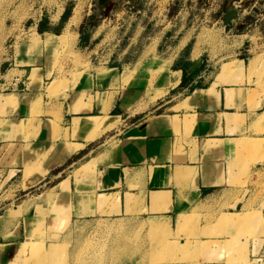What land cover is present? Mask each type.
<instances>
[{"label":"crops","instance_id":"obj_1","mask_svg":"<svg viewBox=\"0 0 264 264\" xmlns=\"http://www.w3.org/2000/svg\"><path fill=\"white\" fill-rule=\"evenodd\" d=\"M175 4L58 0L7 36L0 264L75 222L138 218L173 229L190 217L199 232V219L241 206L245 172L264 162V93L249 73L261 38L252 25L238 34L247 26L240 14L226 25L233 10L214 19L215 39L189 34L182 8L169 15ZM69 45L80 61H54Z\"/></svg>","mask_w":264,"mask_h":264},{"label":"rangeland","instance_id":"obj_2","mask_svg":"<svg viewBox=\"0 0 264 264\" xmlns=\"http://www.w3.org/2000/svg\"><path fill=\"white\" fill-rule=\"evenodd\" d=\"M57 1L0 0V65L12 43L11 37L5 41L7 36L14 29H27L28 23L42 13L41 4ZM68 1L82 8L91 0ZM175 2L169 15L175 17L182 8L180 17L189 34L215 39L218 34L213 29L214 19L222 20L227 10H236L247 23L238 26V34L247 32L251 29L248 25H252L261 43L253 50L249 73L256 76L257 87L264 93V0ZM91 23L97 22L93 19ZM53 53L57 62L80 61L72 45L58 47ZM259 159H264V149ZM244 176L242 204L236 213L221 214L211 222L209 217L199 219L204 221L199 232L190 230V217H184L173 229L138 218L114 221L95 218L75 222L65 234L50 242L24 246V255L14 264H264V162L247 170ZM232 218L238 221L233 222Z\"/></svg>","mask_w":264,"mask_h":264},{"label":"bare ground","instance_id":"obj_3","mask_svg":"<svg viewBox=\"0 0 264 264\" xmlns=\"http://www.w3.org/2000/svg\"><path fill=\"white\" fill-rule=\"evenodd\" d=\"M79 18H80V12L79 11H75L74 16L72 17V19L68 23L67 28H66L64 34L61 37H59V41L61 42V44L66 45V44H68L70 42V40L73 37V34L72 33L76 29V27H77V25L79 23ZM31 38H32V41H36V36L31 37ZM230 66H231L230 64L229 65H226L224 67V70L229 69ZM238 219H240V218L238 217ZM231 221L235 222V221H238V220L235 219V218H232Z\"/></svg>","mask_w":264,"mask_h":264},{"label":"water","instance_id":"obj_4","mask_svg":"<svg viewBox=\"0 0 264 264\" xmlns=\"http://www.w3.org/2000/svg\"><path fill=\"white\" fill-rule=\"evenodd\" d=\"M238 16V12L236 10L229 11L225 14L224 21L226 25H229L233 20H235ZM198 63H195L197 65Z\"/></svg>","mask_w":264,"mask_h":264},{"label":"trees","instance_id":"obj_5","mask_svg":"<svg viewBox=\"0 0 264 264\" xmlns=\"http://www.w3.org/2000/svg\"><path fill=\"white\" fill-rule=\"evenodd\" d=\"M102 1H104V0H102ZM107 1H108V0H107ZM66 14H67V13H66ZM64 19H65V15H64ZM89 25H91V26L93 25V26H94V25H96V23L93 24V23L90 22ZM82 34H83V30H82Z\"/></svg>","mask_w":264,"mask_h":264}]
</instances>
